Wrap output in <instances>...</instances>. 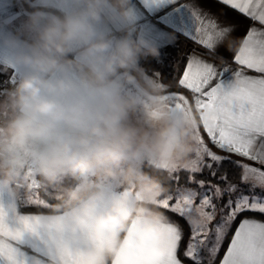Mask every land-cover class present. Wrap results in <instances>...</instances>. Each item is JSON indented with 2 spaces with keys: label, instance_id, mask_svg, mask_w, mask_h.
Instances as JSON below:
<instances>
[{
  "label": "clouds",
  "instance_id": "1",
  "mask_svg": "<svg viewBox=\"0 0 264 264\" xmlns=\"http://www.w3.org/2000/svg\"><path fill=\"white\" fill-rule=\"evenodd\" d=\"M22 2L20 29L0 33L14 72L0 89V190L39 186L55 201L38 215L48 264H163L177 241L159 205L193 164L201 113L143 68L160 49L134 0Z\"/></svg>",
  "mask_w": 264,
  "mask_h": 264
},
{
  "label": "snow or ice",
  "instance_id": "2",
  "mask_svg": "<svg viewBox=\"0 0 264 264\" xmlns=\"http://www.w3.org/2000/svg\"><path fill=\"white\" fill-rule=\"evenodd\" d=\"M214 2L264 26V0ZM177 3L178 0H139L149 16H156L154 23L148 21L140 25V33L153 43L162 41L163 46L159 48L173 43L177 36L183 35L199 44L206 52L215 53L225 34L235 30V25H221L217 15L199 6L180 5L170 8ZM136 12L138 20L144 18V12L137 7ZM158 63L162 64L163 61L158 60ZM233 63L241 68L233 71L225 66L218 72L213 63L189 53L178 80L179 86L193 94L195 108L201 113L203 128L211 144L220 153H224L222 155L212 151L196 131V159L186 169L191 173L187 179L205 191L200 194L197 206L201 210L202 222L198 226L189 223L190 234L183 252L191 264H204V254L207 255V264H216L223 241L237 219L248 212L264 215V200L244 194L238 184L229 180L225 168L226 163L242 168L241 183L246 184L251 179L255 181L252 189H264V144L259 153L253 154L251 151L254 137L257 134L264 137V75L252 77L242 71L246 68L264 74V28L249 27L242 45L233 57ZM7 70L0 64V73ZM155 75L159 76L160 72H155ZM11 80H14V76ZM214 80L217 82L213 85ZM172 97L188 103L182 94ZM229 154L250 159L261 167L233 161ZM205 169L217 183L196 179V174ZM177 171L173 172L176 181L179 179L175 175ZM197 195L194 190L177 188L175 195L164 197L159 206L187 220ZM225 196L228 199L219 206L214 202L223 200ZM37 203L44 202L41 200ZM217 209L219 220L213 224ZM172 231L177 244L163 264H183L177 255L183 240V232L177 222H172ZM5 238L9 243L5 242ZM43 239L38 215L21 214L16 197L8 192L6 200L5 192L0 190V264H48L49 252ZM25 249H30L32 254ZM219 264H264V222L246 216L240 218Z\"/></svg>",
  "mask_w": 264,
  "mask_h": 264
},
{
  "label": "crops",
  "instance_id": "3",
  "mask_svg": "<svg viewBox=\"0 0 264 264\" xmlns=\"http://www.w3.org/2000/svg\"><path fill=\"white\" fill-rule=\"evenodd\" d=\"M134 2H135V6L138 9H140L142 12H144V18L139 19L138 24H137V28L140 31V25L141 24L148 22V21H151L154 23L156 20V16H149V14L146 12V10L143 8V6L139 4V0H134ZM180 5L199 6L204 11L210 10L212 14L218 16V19H219V22L221 25H225V24L235 25L236 26L235 30L230 34L231 38L233 39V42H234L233 49L231 51H229L228 48L224 44H221V45L217 46L215 53H208L199 44L193 42V40L190 38L184 37L183 35L177 36L173 43L168 44L162 48H165V47L170 46V45H177L178 43L181 42V43H183V54L186 56V59H187V54L194 53L195 55L201 57L202 59H204L210 63H213L216 66L218 72L221 71L225 66L229 67L233 71L237 70L238 68H241V66L233 63V57L236 54V52L239 50V47L242 45L246 31L249 29V27H256L257 29H262V28H264V26L260 25L256 21H253L251 19L246 18L245 16L239 14L238 12H236V11H234V10H232V9L222 5V4L215 3L214 0L211 3L207 2V0H178V3L176 5L170 6V8L171 7H178ZM26 11L27 10H25V8L22 6L20 0H0V33L15 32V31L19 30L21 25H22L23 20L25 19ZM221 13H226V15H223ZM159 14H162V13H158L157 15H159ZM161 27H163V26H161ZM155 44L158 47L163 46L162 41H156ZM162 48H159V49H162ZM3 55H4L3 51L0 50V58H2ZM221 57H223V59H221ZM185 64H186V61L184 63V67H185ZM184 67H183V70H184ZM183 70L181 72L180 77L182 76ZM242 71L244 72L245 75L252 76V77H260V76L264 75V74L254 72L252 70H248L246 68H243ZM2 74L6 75V76H10V77L14 76V72L11 69H8L6 72H4ZM216 82H217V80H214L212 82V84L214 85ZM168 93L171 96H178V95L182 94L184 97L187 98L188 104L195 109L197 114H199L200 111L195 108L193 94L189 90H187L181 86V91H171ZM176 101L180 102L178 100H176ZM198 128L200 129V131L203 132L204 136L207 137L206 131L203 128L202 121L200 122ZM262 144H264V137H261V136H259V134H257L254 137V143H253V146L251 149L253 154H257L261 151V145ZM239 157L243 158L241 156H239ZM243 159H247V158H243ZM247 160H250V159H247ZM241 162L244 164H249L251 166L258 167V168L261 167V165L258 163H257V165H255V164L249 163L248 161L242 160ZM242 172H243V169H242ZM11 193L16 197L17 208L21 212V214L39 215V214H42V213L47 211V210H38V209L29 208V207H32V205H28L24 202V197L22 196L21 190H18V191L13 190ZM7 194H8V192H5L6 200H7ZM246 217L254 218L256 220L264 222V219H260V218H256V217H252V216H246ZM238 223H239V221H238ZM238 223H237V225H238ZM236 226L234 227L232 233L234 232ZM181 229H182V227H181ZM182 232H183V238H184V230L183 229H182ZM182 242H183V240H182ZM182 242L180 243V246L178 248L177 255H178V258L183 261V264H189L186 261H184L182 259V256H181V254H183V252H184L182 250ZM229 242H230V239H229L220 259H222ZM25 250L28 251L30 254H32L30 249H25ZM220 259H219V261H220ZM219 261L217 264H219ZM204 264H206V263L204 262Z\"/></svg>",
  "mask_w": 264,
  "mask_h": 264
},
{
  "label": "trees",
  "instance_id": "4",
  "mask_svg": "<svg viewBox=\"0 0 264 264\" xmlns=\"http://www.w3.org/2000/svg\"><path fill=\"white\" fill-rule=\"evenodd\" d=\"M158 60H162L163 63L162 64L158 63ZM185 61H186V56L183 54V43L180 42L177 45H170V46L160 49V56L158 59L149 57L148 59L143 60L141 63L145 71L151 75H154L155 72L159 71L160 75L157 76L158 80L161 83L168 86L167 92H171V91H181V86H179L178 80L183 70ZM231 160L237 161V160H242V159L231 158ZM247 161L251 164L257 165V163L253 162L252 160H247ZM225 168L227 169L229 173V180L233 182H239L240 176H241V168L231 163H226ZM175 175L178 177L180 175L181 177H179L178 181H176L173 179L174 174L173 175L171 174L169 176V178L166 181L167 194L174 192L178 186H190L191 185L188 182L186 171L181 170L179 173H175ZM196 177L203 178L205 181L211 180L213 182H218L213 177L209 176L207 170H204L202 173L196 174ZM263 195H264V192H263ZM42 196H44L50 203H55V201L51 200L48 196H46L44 192H42ZM29 208L38 209V210H48L47 207H44V206H32ZM160 209L166 213V215L170 218L171 222H177L179 226H181L182 229L184 230V238L182 242V247H183L185 241L187 240L189 236V226L187 222L185 221V219L163 209L162 207H160ZM243 216H252V217L264 219V215L260 213L248 212V213H244ZM240 218H238L237 221L232 225L231 231L226 235L223 241L222 247L220 249V252L216 257V264L218 263L231 237L232 231L234 227L237 225ZM181 256L184 261L191 264V261L185 259L183 254H181Z\"/></svg>",
  "mask_w": 264,
  "mask_h": 264
},
{
  "label": "rangeland",
  "instance_id": "5",
  "mask_svg": "<svg viewBox=\"0 0 264 264\" xmlns=\"http://www.w3.org/2000/svg\"><path fill=\"white\" fill-rule=\"evenodd\" d=\"M147 74L149 76H153V77L157 78V76L155 74L154 75H151L149 73H147ZM197 131L199 132V135L203 139L204 143L212 151L217 152L218 154H222V155L224 154V153H220L219 149L215 148L211 144L210 140L206 136H204L203 132L200 131L199 128H197ZM229 155H231V158H236V159L239 158V159H242L243 161H247V159L240 158L238 155H232V154H229ZM192 159L193 160L196 159V153L193 154ZM242 160H237V161H242ZM181 170L186 171L187 178L191 174L186 169H178L177 173H179ZM205 170H207V169H205ZM172 175H173V173H172ZM241 175H242V168H241ZM179 177H181V176L179 175ZM196 179L199 180V179H203V178H197L196 177ZM212 183H217V182H213L212 181ZM234 183H236V184H238L240 186V189H241V191L244 192V194L249 195V196H255V197H257V198H259L261 200H264V195H263L264 189H261L260 187H256L255 189H252V184L255 183V181H253V180L250 179L249 182L245 184V183H241V181L239 180V182H234ZM190 184H191L190 186H178L177 188H180V189H183V190H194L195 192H197L198 195L195 198V201L196 202L193 205V207H197L199 205V200L201 198L200 194H202L205 191V189L199 188L195 183H190ZM177 188L175 189L174 192L169 193V194H171V195L174 196ZM21 192H22V196L24 197V202L26 204H28V205L47 207V205L50 204V202L44 196H42V192H44V194L46 196H48V197H49V195L45 192V190L43 188H41L39 186H35V187H25L24 189H21ZM169 194H166V196L169 195ZM227 199H228V197L225 196L223 198V200L214 201V202L219 206L220 204H222ZM41 200L44 202L43 204L37 203V201H41ZM206 210L211 211V209H206ZM218 220H219V211L217 209V217H216V220L213 221L212 223L215 224ZM185 221L187 222V224L189 226L188 219L187 220L185 219ZM189 234H190V227H189ZM188 238H189V236H188ZM188 238H187V240H188ZM187 240L185 241V243H184V245L182 247V250L183 251L185 250V245L187 243ZM204 262L207 263V255L206 254H204Z\"/></svg>",
  "mask_w": 264,
  "mask_h": 264
},
{
  "label": "built area",
  "instance_id": "6",
  "mask_svg": "<svg viewBox=\"0 0 264 264\" xmlns=\"http://www.w3.org/2000/svg\"><path fill=\"white\" fill-rule=\"evenodd\" d=\"M11 77L0 73V89L10 87Z\"/></svg>",
  "mask_w": 264,
  "mask_h": 264
},
{
  "label": "water",
  "instance_id": "7",
  "mask_svg": "<svg viewBox=\"0 0 264 264\" xmlns=\"http://www.w3.org/2000/svg\"><path fill=\"white\" fill-rule=\"evenodd\" d=\"M20 1H21L22 6L25 8V10H27V11H30L31 10V9L28 8V5L27 4H24L22 2V0H20Z\"/></svg>",
  "mask_w": 264,
  "mask_h": 264
}]
</instances>
